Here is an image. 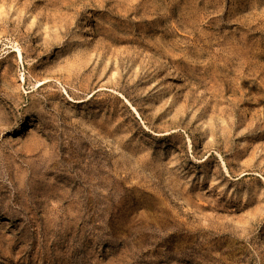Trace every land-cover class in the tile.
<instances>
[{
    "label": "rangeland",
    "instance_id": "1",
    "mask_svg": "<svg viewBox=\"0 0 264 264\" xmlns=\"http://www.w3.org/2000/svg\"><path fill=\"white\" fill-rule=\"evenodd\" d=\"M0 264H264V0H0Z\"/></svg>",
    "mask_w": 264,
    "mask_h": 264
}]
</instances>
